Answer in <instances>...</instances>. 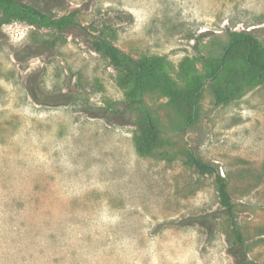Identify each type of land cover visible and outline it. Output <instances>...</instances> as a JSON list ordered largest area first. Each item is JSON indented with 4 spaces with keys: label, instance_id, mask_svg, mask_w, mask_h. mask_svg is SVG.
<instances>
[{
    "label": "rangeland",
    "instance_id": "374dc122",
    "mask_svg": "<svg viewBox=\"0 0 264 264\" xmlns=\"http://www.w3.org/2000/svg\"><path fill=\"white\" fill-rule=\"evenodd\" d=\"M25 1L78 24L0 26V264H235L213 177L184 163L189 150L226 176L248 258L264 264V82L216 105L205 80L181 131L164 98L145 96L161 133L140 155L141 113L90 44L107 26L132 57L162 56L183 87L228 31L264 46V0ZM214 211L212 233L178 225Z\"/></svg>",
    "mask_w": 264,
    "mask_h": 264
},
{
    "label": "trees",
    "instance_id": "16d2710c",
    "mask_svg": "<svg viewBox=\"0 0 264 264\" xmlns=\"http://www.w3.org/2000/svg\"><path fill=\"white\" fill-rule=\"evenodd\" d=\"M0 12V26L16 19L29 25L61 32L78 24L75 12L55 16L46 5L39 7L25 0H0ZM109 29L105 26L93 36L90 44L95 52L100 53L118 71L117 83L125 89V104L141 113L134 136L136 150L140 155L153 152L161 133L156 119L152 117L144 101L145 96L164 98L165 105L181 116V121L176 125V129L181 131L197 120L198 104L205 80L212 84L216 105H224L237 97L244 85L264 82V46L249 31H228L227 42L218 57L198 58L204 74H191L185 86L180 87L167 73L162 56L132 57L113 43ZM184 163L201 175L209 174L213 177L221 213L230 227L228 253L234 263L254 264L248 258L246 241L237 221L226 176L219 173L217 165L204 161L193 150L186 152ZM217 217V212H209L186 218L178 222V225L198 224L208 233H212Z\"/></svg>",
    "mask_w": 264,
    "mask_h": 264
}]
</instances>
